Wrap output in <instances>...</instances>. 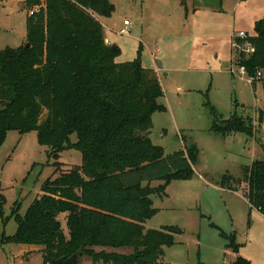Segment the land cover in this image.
Returning <instances> with one entry per match:
<instances>
[{
    "label": "trees",
    "instance_id": "trees-1",
    "mask_svg": "<svg viewBox=\"0 0 264 264\" xmlns=\"http://www.w3.org/2000/svg\"><path fill=\"white\" fill-rule=\"evenodd\" d=\"M21 6L27 11L25 43L0 49V147L10 130L35 131L50 156L74 149L81 162L48 177L23 214L17 206L4 219L0 196V244L42 247V264L75 252L91 264H163L164 249L182 231L174 225L144 227L158 211L151 195L164 193L163 184L192 179L199 149L184 137L181 149L170 153L151 142V115L166 110L158 102L163 89L155 70L141 65L140 49L133 61H115L120 49L105 42L99 21L113 11L109 0H22ZM233 42L253 47L234 64L247 77L261 70L251 85L264 86V14L252 36ZM257 113L260 122L263 111ZM210 131L223 137L254 134L251 117L235 110L225 120L215 115ZM153 181L162 184L151 186ZM243 183L248 204L264 215V159L242 165L239 177L226 171L217 182L232 192ZM11 217L17 226L6 236L3 227ZM212 226L236 254L233 264H250L238 255L235 233ZM127 247V254L115 250Z\"/></svg>",
    "mask_w": 264,
    "mask_h": 264
},
{
    "label": "rangeland",
    "instance_id": "rangeland-1",
    "mask_svg": "<svg viewBox=\"0 0 264 264\" xmlns=\"http://www.w3.org/2000/svg\"><path fill=\"white\" fill-rule=\"evenodd\" d=\"M21 1L7 0L0 7V49L25 43L27 11ZM109 1L113 11L99 21L108 42L120 49L115 61H133L140 49L141 65L157 68L163 89L158 102L166 110L151 115V142L170 153L181 149L184 137L199 149L192 179L163 184L164 193L151 195L158 211L145 227L174 225L182 231L175 236V244L165 249L163 264H233L236 254L212 224L226 234L235 233L239 256L250 264H264V215L247 203L245 183L238 192L221 190L217 184L226 171L239 177L240 172L235 175L239 165L248 164L249 157L264 158L260 146L264 142V86L260 83L255 89L239 73L234 60L245 53L246 44H233L240 31L254 34V22L264 14V0ZM124 20L130 23L129 34L121 33ZM207 101L219 120L228 119L234 110L250 116L253 136L234 133L235 138H230L212 133L215 115ZM259 110L263 111L260 122ZM70 139L74 142L75 135ZM55 160L59 164L54 165ZM80 162V152L74 149L63 150L56 158L50 156L49 149L38 143L35 131L22 135L8 131L0 147L2 217H9L17 206L23 214L41 194L48 177ZM158 183L162 184L153 181L151 186ZM65 216L61 213L58 219L67 234ZM16 226L14 217L9 218L4 234L13 235ZM118 251L127 254L131 249ZM42 254L39 246L0 244V264H42ZM79 261L91 264L86 256Z\"/></svg>",
    "mask_w": 264,
    "mask_h": 264
},
{
    "label": "built area",
    "instance_id": "built-area-1",
    "mask_svg": "<svg viewBox=\"0 0 264 264\" xmlns=\"http://www.w3.org/2000/svg\"><path fill=\"white\" fill-rule=\"evenodd\" d=\"M7 0H0V7H1V5L3 4V3H5ZM35 9H37V7H35V8H33L32 10H30V11H28V13L29 14H31L32 12H33V10H35ZM123 24H124V28L123 29H121V33H123V34H129V25H130V23L128 22V20H124L123 21ZM248 35L245 33V32H243V31H240L239 33H238V35H237V37L238 38H240V39H245L246 37H247ZM233 44H234V46H236L237 44L236 43H234L233 42ZM246 45H245V48H244V51H245V53L246 54H250V53H252L253 52V47L251 46V45H249L248 43H245ZM159 52V50L157 49L156 50V52L155 53H151L150 55H151V58H154L155 57V55H156V53H158ZM238 69H239V73H241V74H245V72H244V68L243 67H238ZM230 70H232V69H230ZM263 76V72L261 71V70H258L257 72H256V74L254 75V77H247V80H248V82L249 83H252L254 80H256V79H258L259 77H262Z\"/></svg>",
    "mask_w": 264,
    "mask_h": 264
},
{
    "label": "water",
    "instance_id": "water-1",
    "mask_svg": "<svg viewBox=\"0 0 264 264\" xmlns=\"http://www.w3.org/2000/svg\"><path fill=\"white\" fill-rule=\"evenodd\" d=\"M262 149L264 151V144L262 145ZM79 258L80 254L78 252H75L69 257H60L58 259H53L50 264H76Z\"/></svg>",
    "mask_w": 264,
    "mask_h": 264
},
{
    "label": "crops",
    "instance_id": "crops-1",
    "mask_svg": "<svg viewBox=\"0 0 264 264\" xmlns=\"http://www.w3.org/2000/svg\"><path fill=\"white\" fill-rule=\"evenodd\" d=\"M257 20V19H256ZM104 33V32H103ZM104 38H105V42L106 43H108V44H110L109 42H108V40H107V38L105 37V35H104ZM155 70H157V68H155ZM156 72V71H155ZM156 74H157V72H156ZM243 76H246L245 74H242ZM258 84H260L259 82H257L256 84H254L253 85V87L256 89L257 88V86H258ZM255 96V95H254ZM237 134V133H236ZM236 134H234V135H228L227 137H230V138H235V136H236ZM220 135V134H219ZM222 136V135H221ZM225 137V136H224ZM264 144V142L263 143H261L260 144V146L262 147V145ZM264 152V151H263ZM256 158H254V159H250V157H249V163H251V161H253V160H255ZM261 159H264V158H261ZM248 163V164H249ZM247 164V165H248ZM242 165H246V164H240L239 165V170H238V172H237V174H235V175H238V173L240 172V167L242 166ZM234 176V175H233ZM158 184H160V183H158ZM161 185V184H160ZM156 186V185H155ZM158 186V185H157ZM219 189H221L220 187H219ZM221 190H224V191H228V190H225V189H221ZM230 192H232V191H230ZM236 192H238V190L236 191ZM244 196V195H243ZM248 203V202H247ZM148 221V220H147ZM144 227H145V223H144ZM146 228V227H145ZM146 229H151V228H146ZM166 249V248H165ZM165 249H164V251H165ZM98 250V249H97ZM117 252H119L118 251V249H115Z\"/></svg>",
    "mask_w": 264,
    "mask_h": 264
}]
</instances>
